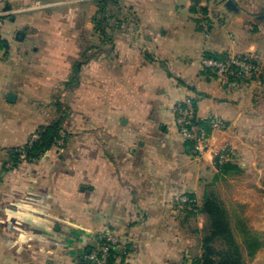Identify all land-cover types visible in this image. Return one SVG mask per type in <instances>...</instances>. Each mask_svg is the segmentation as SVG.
I'll list each match as a JSON object with an SVG mask.
<instances>
[{
    "label": "crops",
    "instance_id": "crops-1",
    "mask_svg": "<svg viewBox=\"0 0 264 264\" xmlns=\"http://www.w3.org/2000/svg\"><path fill=\"white\" fill-rule=\"evenodd\" d=\"M0 9V264H88L105 227L120 237L114 264H189L206 217L178 198L201 207L225 177L217 152L232 149L244 167L256 143L250 91L207 76L202 59L256 56L250 22L264 27L261 16L241 0H209L205 18L190 0H0ZM186 98L228 126L204 155L175 123ZM63 114L66 140L4 170L6 149Z\"/></svg>",
    "mask_w": 264,
    "mask_h": 264
},
{
    "label": "trees",
    "instance_id": "trees-1",
    "mask_svg": "<svg viewBox=\"0 0 264 264\" xmlns=\"http://www.w3.org/2000/svg\"><path fill=\"white\" fill-rule=\"evenodd\" d=\"M104 3H106V1L100 2V6L103 10ZM103 10L101 9V12H103ZM202 11L204 15L207 14V9H202ZM95 24L96 27H99L98 29L96 28L97 34L103 41L106 40L107 35L104 31L105 21L103 15L96 18ZM205 57L223 60L228 56L225 53H208ZM204 73L212 78L217 77L210 69L205 68ZM234 82V79H231L228 81V84H236ZM64 114L50 125L41 128L38 132V139L30 141L23 147L6 149L4 152L8 160L5 161L4 170L6 171L19 167L22 162V157L29 162H38L54 147L58 146V141L66 140L68 136L63 132ZM215 162L217 168L225 176L243 169L242 166L235 161L222 164L218 163L217 160ZM190 199L193 198L190 197ZM185 209L190 210L193 215L200 213L206 217L204 228L202 230H197V234L200 236L199 243L201 254L191 259L189 264H245L243 258L244 251L248 257H254L264 247V240L260 234L251 230L245 220L233 215V213H235L234 211L231 212L226 206L213 197H205L201 207H198L196 203H191L187 204ZM117 256H119V253L117 250H113L111 264H114Z\"/></svg>",
    "mask_w": 264,
    "mask_h": 264
},
{
    "label": "rangeland",
    "instance_id": "rangeland-1",
    "mask_svg": "<svg viewBox=\"0 0 264 264\" xmlns=\"http://www.w3.org/2000/svg\"><path fill=\"white\" fill-rule=\"evenodd\" d=\"M241 2L249 11H252L253 16L260 15L261 20L264 21L262 19L264 15V0H241ZM211 9V15L214 18L219 12L218 10L213 11V8ZM220 17L221 19L223 18L222 16ZM220 20L216 21V23L219 24ZM259 25L261 24L256 19L250 22V27H256L257 32H260V36L257 38L259 52L254 56L260 64L261 74L259 79L252 81L246 79L236 82V85L241 83L240 85L243 88H247L250 91L254 104L255 119H253L251 124V133L256 139L254 145L255 156L251 161H247L248 165L242 167L241 171L226 175L221 181L210 187L205 197H213L231 212L234 211L233 215L245 220L248 227L260 234L264 240V27ZM96 28L98 29L99 27ZM98 39H101L100 36L96 40ZM233 161L241 165L246 159ZM203 228L204 226L198 230ZM196 236L198 237V249H196L195 253L198 252L200 255V236L197 234V230ZM243 258L245 264H264V247L254 257H248L244 251Z\"/></svg>",
    "mask_w": 264,
    "mask_h": 264
},
{
    "label": "built area",
    "instance_id": "built-area-1",
    "mask_svg": "<svg viewBox=\"0 0 264 264\" xmlns=\"http://www.w3.org/2000/svg\"><path fill=\"white\" fill-rule=\"evenodd\" d=\"M195 11L205 18L202 9H208L209 0H190ZM5 13L0 9V30L4 23ZM208 17V16H207ZM206 17V18H207ZM219 21V15L213 18ZM204 29L208 32L210 25L207 22L203 24ZM203 67L210 69L223 81L234 79V83L246 79L249 81L258 80L261 74L260 64L254 56H228L220 60L215 58L204 57L202 59ZM175 123L181 138L190 143L191 149L197 155H204L213 150L212 142L218 133L227 131V124L217 117L210 115L207 118H201L197 115L196 103L192 98H186L177 102L173 108ZM35 135L33 140L38 139ZM58 143H61L58 141ZM216 160L222 164L233 160V150L223 148L217 152ZM178 200L184 204L194 203L193 199L188 196H180ZM120 244L119 235L109 227H105L98 236V246L96 249L86 255V260L93 264H111L112 251L116 250Z\"/></svg>",
    "mask_w": 264,
    "mask_h": 264
},
{
    "label": "water",
    "instance_id": "water-1",
    "mask_svg": "<svg viewBox=\"0 0 264 264\" xmlns=\"http://www.w3.org/2000/svg\"><path fill=\"white\" fill-rule=\"evenodd\" d=\"M230 9H236V7L234 6V4L232 2H229L227 5ZM262 19L264 20V17H262Z\"/></svg>",
    "mask_w": 264,
    "mask_h": 264
}]
</instances>
